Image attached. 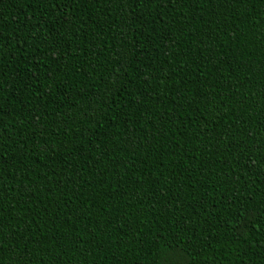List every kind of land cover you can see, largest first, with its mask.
Segmentation results:
<instances>
[{
    "label": "trees",
    "instance_id": "1",
    "mask_svg": "<svg viewBox=\"0 0 264 264\" xmlns=\"http://www.w3.org/2000/svg\"><path fill=\"white\" fill-rule=\"evenodd\" d=\"M0 264H264V0H0Z\"/></svg>",
    "mask_w": 264,
    "mask_h": 264
}]
</instances>
